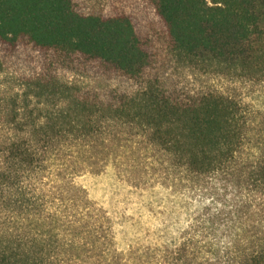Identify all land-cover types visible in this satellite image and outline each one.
I'll return each instance as SVG.
<instances>
[{"label":"trees","instance_id":"obj_1","mask_svg":"<svg viewBox=\"0 0 264 264\" xmlns=\"http://www.w3.org/2000/svg\"><path fill=\"white\" fill-rule=\"evenodd\" d=\"M2 59L29 72L31 95L15 99L14 139L0 146V210L15 212V253L0 264H264V125L162 69L264 83V0H0ZM63 71L125 89L75 87ZM30 97L56 108L29 109ZM109 166L186 200L176 240L117 248L74 182Z\"/></svg>","mask_w":264,"mask_h":264},{"label":"rangeland","instance_id":"obj_2","mask_svg":"<svg viewBox=\"0 0 264 264\" xmlns=\"http://www.w3.org/2000/svg\"><path fill=\"white\" fill-rule=\"evenodd\" d=\"M92 1L103 9L116 3V0ZM1 63L0 146L14 139L15 99L20 108L23 103H27L26 94L31 95L26 87L29 72L15 65L14 60L2 59ZM162 69L170 83L187 85L197 90L221 92L244 102L257 115L256 126L264 125V83L216 73L204 74L188 67L175 68L169 61L163 63ZM59 79L75 87L98 91L125 89L115 81L68 71L60 72ZM29 101L32 103L29 109L52 111L56 108L55 103L37 104L39 101L32 97ZM127 181L113 166H109L102 174H85L77 177L74 182L87 191L91 205L109 218L115 245L120 251L176 240L189 218L186 200L160 186L140 190ZM6 250L15 253V212L0 210V252Z\"/></svg>","mask_w":264,"mask_h":264}]
</instances>
